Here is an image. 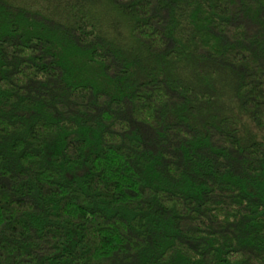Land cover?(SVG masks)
<instances>
[{
	"label": "trees",
	"instance_id": "obj_1",
	"mask_svg": "<svg viewBox=\"0 0 264 264\" xmlns=\"http://www.w3.org/2000/svg\"><path fill=\"white\" fill-rule=\"evenodd\" d=\"M0 264H264V0H0Z\"/></svg>",
	"mask_w": 264,
	"mask_h": 264
},
{
	"label": "rangeland",
	"instance_id": "obj_2",
	"mask_svg": "<svg viewBox=\"0 0 264 264\" xmlns=\"http://www.w3.org/2000/svg\"><path fill=\"white\" fill-rule=\"evenodd\" d=\"M242 125L243 126H246V127H250V129L252 130V131H256L255 129H254V127L253 126H249V123L245 120V119H243L242 118Z\"/></svg>",
	"mask_w": 264,
	"mask_h": 264
}]
</instances>
